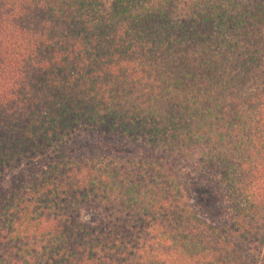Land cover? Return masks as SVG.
<instances>
[{"label": "trees", "instance_id": "16d2710c", "mask_svg": "<svg viewBox=\"0 0 264 264\" xmlns=\"http://www.w3.org/2000/svg\"><path fill=\"white\" fill-rule=\"evenodd\" d=\"M0 264H264V0H0Z\"/></svg>", "mask_w": 264, "mask_h": 264}, {"label": "rangeland", "instance_id": "374dc122", "mask_svg": "<svg viewBox=\"0 0 264 264\" xmlns=\"http://www.w3.org/2000/svg\"><path fill=\"white\" fill-rule=\"evenodd\" d=\"M215 196L216 193L214 189H212L207 184H204L203 182L196 183L191 192L192 201L196 206H201L202 204H205L206 200H214L216 198ZM85 217L88 218V215H85Z\"/></svg>", "mask_w": 264, "mask_h": 264}]
</instances>
